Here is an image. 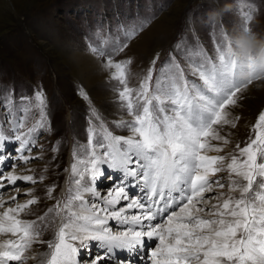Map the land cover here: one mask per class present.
Wrapping results in <instances>:
<instances>
[{"label":"snow or ice","instance_id":"snow-or-ice-1","mask_svg":"<svg viewBox=\"0 0 264 264\" xmlns=\"http://www.w3.org/2000/svg\"><path fill=\"white\" fill-rule=\"evenodd\" d=\"M251 21V12H244L239 32L252 30ZM126 47L108 54L103 67L111 70L117 102L130 117L115 121V127L130 135L114 134L93 110L87 143L73 150L68 187L35 220L21 218L38 198L18 202V182L35 184L37 178L16 174L15 162L13 170L0 167V189L14 187L16 193L7 200L0 193V235L10 237L0 240V264H24L37 242L48 248L40 264H133L115 253L131 255L141 249H147L150 264H264V110L244 146L236 145L238 154H209L223 152L229 143L221 131L236 123L227 108L238 103L242 89L264 78V63L239 57L233 37L222 29L214 56L177 45L159 75L154 74L153 60L133 87L131 60L113 59ZM91 50L106 56L102 49ZM36 101L40 119L31 126L30 105L19 109L8 127V121H0V149L9 142L17 145L14 155L0 151V166L9 159L27 163L38 158L25 154L31 153L47 124L41 92ZM105 166L121 175L102 194L98 182ZM224 172L226 178L218 175ZM226 185L227 191H217ZM55 187L47 188L48 198H53ZM132 187L136 194L130 192ZM173 207L177 210L169 211ZM50 226L53 239L41 241ZM92 242L102 254L89 251Z\"/></svg>","mask_w":264,"mask_h":264},{"label":"rangeland","instance_id":"rangeland-1","mask_svg":"<svg viewBox=\"0 0 264 264\" xmlns=\"http://www.w3.org/2000/svg\"><path fill=\"white\" fill-rule=\"evenodd\" d=\"M245 3L247 7L242 9ZM246 11L252 14V30L264 36V0H0V97L3 98L0 117L8 112L19 113V109L30 105L27 126H31L40 119L36 93L41 92L47 120L46 127L38 134L37 147L32 150V156L38 158L27 163L9 159L3 165L5 171L13 170L10 165L15 162L16 174L37 178L35 184L18 182L21 193L18 202L32 196L38 198L21 218L35 220L58 198L56 191L51 199L46 191L61 177L64 146L61 132L69 131L72 162L74 148L87 143L90 124L95 122L93 110L114 134L130 135L127 129L115 127V121L130 117L117 102V82L110 79L111 70L103 67L108 54L127 45L113 59L131 60L129 84L135 87L153 60L154 74L159 75L177 45L215 54L222 29L234 37ZM126 16L134 19L132 26L126 24ZM110 40L114 47H110ZM93 47L104 50L106 56L95 55ZM64 107L70 121L63 116ZM227 110L236 127H223L221 134L229 143L223 152H210L211 155L238 154L236 145L243 147L258 114L264 110V78L242 89L238 103ZM16 147L14 142H9L0 151L14 155ZM107 170L105 166L104 171ZM110 173L112 179L108 173L99 179L98 190L102 194L120 180L119 172ZM41 175L45 177L43 181L39 180ZM218 175L226 178L227 172ZM29 188L34 189L31 196L24 194ZM137 191L135 187L130 189L132 194ZM217 191H227V185ZM0 193L5 200L16 194L14 187ZM110 226L114 230L118 227L115 222H110ZM53 231L51 226L45 229L40 240H52ZM7 238L10 237L0 235V240ZM89 251L102 254L96 242H92ZM47 252L46 243H34L26 253L30 258L24 264H40L44 258L41 254ZM86 258L82 250L80 259Z\"/></svg>","mask_w":264,"mask_h":264},{"label":"clouds","instance_id":"clouds-1","mask_svg":"<svg viewBox=\"0 0 264 264\" xmlns=\"http://www.w3.org/2000/svg\"><path fill=\"white\" fill-rule=\"evenodd\" d=\"M234 50L239 57H252L255 61L264 63V36H260L253 30L238 32L234 37ZM244 78L248 73L243 74Z\"/></svg>","mask_w":264,"mask_h":264},{"label":"bare ground","instance_id":"bare-ground-1","mask_svg":"<svg viewBox=\"0 0 264 264\" xmlns=\"http://www.w3.org/2000/svg\"><path fill=\"white\" fill-rule=\"evenodd\" d=\"M170 210V209H169Z\"/></svg>","mask_w":264,"mask_h":264}]
</instances>
